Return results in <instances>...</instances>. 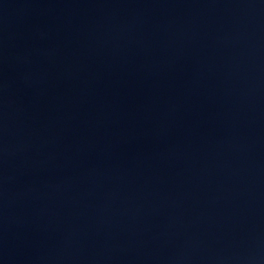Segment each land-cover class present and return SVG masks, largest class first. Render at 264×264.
<instances>
[{"label": "water", "instance_id": "95a60500", "mask_svg": "<svg viewBox=\"0 0 264 264\" xmlns=\"http://www.w3.org/2000/svg\"><path fill=\"white\" fill-rule=\"evenodd\" d=\"M0 264H264V0H0Z\"/></svg>", "mask_w": 264, "mask_h": 264}]
</instances>
